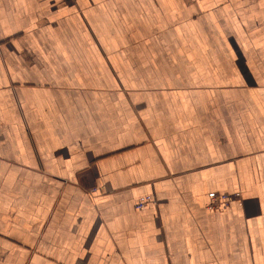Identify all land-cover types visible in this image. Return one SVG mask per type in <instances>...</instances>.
<instances>
[{
  "label": "crops",
  "instance_id": "0c3cea01",
  "mask_svg": "<svg viewBox=\"0 0 264 264\" xmlns=\"http://www.w3.org/2000/svg\"><path fill=\"white\" fill-rule=\"evenodd\" d=\"M0 264H264V0H0Z\"/></svg>",
  "mask_w": 264,
  "mask_h": 264
},
{
  "label": "built area",
  "instance_id": "2783aa9c",
  "mask_svg": "<svg viewBox=\"0 0 264 264\" xmlns=\"http://www.w3.org/2000/svg\"><path fill=\"white\" fill-rule=\"evenodd\" d=\"M210 201L212 204H220V203H228L230 201V197L229 196H221V197H218L216 195H212L210 197ZM150 202V198L149 197H144L140 200H138L135 204V208L137 210H142L144 209L147 204Z\"/></svg>",
  "mask_w": 264,
  "mask_h": 264
}]
</instances>
